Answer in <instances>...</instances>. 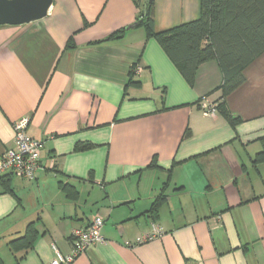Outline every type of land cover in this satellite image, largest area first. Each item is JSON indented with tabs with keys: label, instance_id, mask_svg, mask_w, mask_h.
<instances>
[{
	"label": "crops",
	"instance_id": "1",
	"mask_svg": "<svg viewBox=\"0 0 264 264\" xmlns=\"http://www.w3.org/2000/svg\"><path fill=\"white\" fill-rule=\"evenodd\" d=\"M141 14L135 0H54L47 18L0 27V157L20 119L44 142L35 181L0 179L1 264L69 254L96 216L106 241L73 264H264V53L226 100L233 127L201 106L222 100L218 62L190 85ZM200 16L201 0H154L157 33ZM34 222V247L14 254Z\"/></svg>",
	"mask_w": 264,
	"mask_h": 264
},
{
	"label": "trees",
	"instance_id": "2",
	"mask_svg": "<svg viewBox=\"0 0 264 264\" xmlns=\"http://www.w3.org/2000/svg\"><path fill=\"white\" fill-rule=\"evenodd\" d=\"M135 1L142 8L137 25L145 27L148 36L158 40L190 85L195 83L202 65L218 62L224 75L220 88L222 100L213 104L231 126H237L241 119L230 113L226 100L245 83L244 70L264 53V0H201L198 20L161 33L154 29V0ZM122 35L123 32L116 33L109 40ZM67 47L71 48L70 43ZM136 70L133 67L132 73ZM90 147L84 145L77 149ZM259 156V162H264V153ZM61 187L68 192L73 188L69 185ZM165 198L159 197L153 209L157 210ZM39 235L37 223H31L21 238L10 243V248L14 254L26 253L34 247ZM16 259L20 261L21 258Z\"/></svg>",
	"mask_w": 264,
	"mask_h": 264
},
{
	"label": "built area",
	"instance_id": "3",
	"mask_svg": "<svg viewBox=\"0 0 264 264\" xmlns=\"http://www.w3.org/2000/svg\"><path fill=\"white\" fill-rule=\"evenodd\" d=\"M212 104L207 101L201 104L206 115L213 116L217 113V105ZM29 123L30 118L28 117L14 123L15 148L5 151L0 157V179L6 176H14L35 181L39 171L42 170L41 156L44 142L28 134ZM104 226V218L96 216L88 227L73 231L71 252L64 255L56 251V257L48 264H73L89 247L105 243L106 240L102 234ZM163 234V231L156 230L152 236L147 238V241L161 238Z\"/></svg>",
	"mask_w": 264,
	"mask_h": 264
},
{
	"label": "water",
	"instance_id": "4",
	"mask_svg": "<svg viewBox=\"0 0 264 264\" xmlns=\"http://www.w3.org/2000/svg\"><path fill=\"white\" fill-rule=\"evenodd\" d=\"M54 0H0V27L22 26L48 17Z\"/></svg>",
	"mask_w": 264,
	"mask_h": 264
}]
</instances>
